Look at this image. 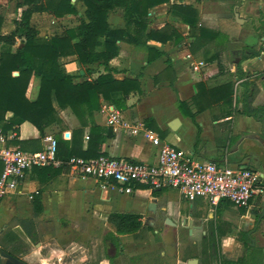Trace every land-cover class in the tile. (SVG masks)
Here are the masks:
<instances>
[{
  "label": "crops",
  "instance_id": "obj_1",
  "mask_svg": "<svg viewBox=\"0 0 264 264\" xmlns=\"http://www.w3.org/2000/svg\"><path fill=\"white\" fill-rule=\"evenodd\" d=\"M165 5L168 4L157 5L154 9ZM191 5L198 11L194 28L185 20L160 23L148 21V30L160 29L165 25L173 27L180 36L177 41L171 39L161 43L150 39L145 45L137 46L125 42L118 43L119 53L109 61V70L114 78L137 80L139 86L138 90L127 94L121 91L112 92L111 98L118 100L119 104L105 100L100 108L92 113L91 119L95 124L112 128L113 135L106 138L102 152L108 156L150 164L155 163L157 159L158 147L145 139L141 132L132 134L123 125L114 129L107 124V112H103L101 107L103 104H110L120 113L123 121L132 125L142 124L144 128L153 130L160 139L192 158L217 164L249 166L262 174L264 170L260 157L254 151L260 150L264 153L262 122L237 111L242 104L241 100L234 102L231 112L227 113V106L214 102L208 95L196 101V94L199 82L211 88L232 79L236 82L234 87L237 98H240L242 91L247 88V93L254 94V105L264 104V0H194ZM167 7L169 13V6ZM203 7L208 11H203ZM113 11L107 19L110 27H123L122 13L114 16ZM231 18L241 29L250 27L251 31H247L240 39L231 38L228 36L232 28ZM211 24L217 27L213 29ZM200 26L213 30L217 35L200 40L197 29ZM212 44L217 49L209 53ZM159 52L161 54L157 55ZM253 52H257V55L248 57ZM148 57L152 59L147 61ZM200 57L216 59L212 62H197ZM217 60H221L223 66L221 73ZM61 62V69L74 76L75 81L92 79L106 71L97 63L90 66L81 65L71 56L61 58ZM228 64L231 65L229 68ZM86 67L91 68V72L85 73ZM237 70L244 73L242 79L248 80L247 87L241 85L242 80L236 79ZM13 74L17 75V72ZM31 85L37 86V82L33 80ZM31 92L29 98L33 99L37 94V87ZM178 100L184 101L185 104L178 106ZM256 100H259V103ZM160 108L168 112L167 116L158 113ZM58 113L63 121L62 130L56 128L57 131H49L46 128L45 134L40 136L38 129L31 123L7 112L5 119L0 121V136L5 139L7 145L27 151L35 149V144L30 142L33 139H36V149L41 150L46 134L55 136L60 131L62 138L69 140L72 130L79 126L78 120L68 108L58 109ZM5 122L12 123L17 127V131L8 129L2 134L1 128ZM184 130H187V134H184ZM87 131L88 127L85 128L82 149H86ZM168 131L174 133L170 135ZM256 164L262 169L255 167ZM1 169L0 162V172ZM33 196L37 197L42 205L39 220L42 224L52 223L54 227V232L49 233L44 232L42 226L43 234L38 241H32L18 224L19 220L33 217ZM262 200L263 195L253 196L244 211L231 203L230 207L239 212L227 210L223 201L221 210L218 211L219 203L213 205L201 197L188 200L173 188L150 190L145 184L138 183L132 193H123L118 186L103 188L100 182L92 178L74 175L67 166L34 167L25 172L15 190L0 200V248L4 246L8 250H18L21 245H32L35 251L45 242L42 240L43 236L49 234L55 240V245L50 246L48 254L40 256V264H66L61 262L66 251L54 238L63 228H74L75 232L80 230L79 234L85 235V242L77 241L80 257L79 263L76 264H90L87 237L96 235L94 242L101 243L104 232L113 230L107 221L109 213L136 212L141 215L142 232L146 233L147 237L135 240L131 234L119 235L121 254L131 260L163 247L167 243V237L168 242L175 241L179 252L185 245L201 243L204 252L211 253L216 260L220 257L227 260L243 257L244 264H264V217L250 234L253 242L246 246L240 239L241 231L248 234L254 228L256 219L253 213L259 205L261 206ZM208 205L214 208L213 212L211 209L206 210ZM241 219L243 227L235 226ZM223 221L227 222L226 227H220ZM89 225L94 229L93 232L88 229ZM211 228L215 229L216 237L215 242L208 245L206 237L212 234ZM11 234L15 235L21 244L11 241ZM154 236H162V240L153 241ZM46 242L51 243L49 240ZM74 243L75 241H70V245ZM147 244H151L150 248H146ZM157 245L160 246L156 247ZM101 248L104 251L103 245ZM185 251L191 250L186 248ZM160 253L165 252L161 250ZM190 256L186 258L190 259ZM188 259L185 262L178 259L175 264H186ZM24 260L28 261L26 258ZM67 264H72V260ZM94 264L110 262L104 255Z\"/></svg>",
  "mask_w": 264,
  "mask_h": 264
},
{
  "label": "trees",
  "instance_id": "obj_2",
  "mask_svg": "<svg viewBox=\"0 0 264 264\" xmlns=\"http://www.w3.org/2000/svg\"><path fill=\"white\" fill-rule=\"evenodd\" d=\"M85 5L84 16L79 15L72 0H17L16 7L23 8L14 29L9 33L1 32L3 16L0 15V121L5 119L7 112H11L18 118L31 123L44 135V130L49 126H57L62 130V119L58 109H70L77 118L79 126L72 130L69 140L63 139L59 131L55 138L57 142V157L67 166L65 162L70 157H82L91 159L98 157L102 152V145L106 138L112 137V128L100 126L94 123L91 115L98 110L102 101H110L115 105L119 102L112 99L110 94L121 91L124 94L138 90L137 80L125 78L118 80L111 74L108 63L119 53V42L131 45H145L147 40H156L165 43L171 39L177 41L180 36L170 25L160 29L148 30L150 10L155 6L166 3L169 9L184 16L185 21L194 28L198 11L191 4L183 0H80ZM120 8L122 11L123 27L111 28L108 23V15L111 11ZM34 12H47L56 18L66 15H76L77 25L65 27L61 34L42 37L37 28L31 25L30 20ZM198 37L204 40L217 35L213 30L200 26ZM20 38L19 44L12 49L16 39ZM161 52L157 53L160 55ZM257 55L253 52L248 55ZM74 57L76 61L85 66L93 64L102 65L105 72L99 73L92 79L75 81V77L65 73L61 69V58ZM247 57V56H246ZM152 58L148 57L147 61ZM216 59V58H215ZM214 57H205L206 62L215 61ZM243 59V58H242ZM217 60L218 70L221 73L223 66ZM85 73L91 72L86 67ZM17 72V75L13 73ZM236 79L248 86V80L242 79L243 72L236 71ZM37 82L38 91L35 99L27 96V89L32 81ZM235 80L229 79L218 86L208 88L204 83L197 84L198 98L209 96L214 102L227 106V113L232 110L233 103L241 100L242 104L237 111L243 115L251 116L264 126V104H253V93H247V88L242 91L241 97L237 98L235 93ZM184 101L178 100V106H183ZM237 106V104H236ZM231 108V109H230ZM229 115V114H228ZM88 127L86 149H82V141L85 128ZM8 129L17 131L12 123L5 122L1 128L2 134ZM35 144L36 139L30 141ZM48 166V165H47ZM50 166V165H49ZM264 183V180H262ZM227 200H221L220 205ZM33 217L31 219L19 220L25 233L32 241H38L42 237V226L49 233L54 232L52 223L42 224L39 215L42 205L37 197L33 196ZM244 211V208H242ZM242 211V212H243ZM261 212V206L254 210L257 219ZM107 221L113 230H109L103 236L105 257L113 264L117 255L122 253L119 235L131 234L135 240L143 239L146 233L142 232L141 215L136 212H111ZM212 234L206 237L208 245L215 242V229L211 228ZM12 235V234H11ZM240 239L244 245H249L245 232L241 231ZM15 244H21L15 235L10 237ZM114 253H110L111 250ZM4 251L15 256L11 250L2 246L0 253ZM262 252V250H260ZM263 262H264V254ZM190 256L189 258H192ZM188 259V258H187ZM213 255L205 253L201 264H213ZM22 264H27L21 261ZM244 258H232L230 260L220 257L219 264H244Z\"/></svg>",
  "mask_w": 264,
  "mask_h": 264
},
{
  "label": "built area",
  "instance_id": "obj_3",
  "mask_svg": "<svg viewBox=\"0 0 264 264\" xmlns=\"http://www.w3.org/2000/svg\"><path fill=\"white\" fill-rule=\"evenodd\" d=\"M101 110L107 112V124L114 129L123 125L132 134L141 132L145 139L158 147L157 159L150 164L105 154L91 159L73 156L65 162L72 174L92 178L103 188L118 186L123 193H132L136 184L143 183L150 190L177 189L188 200L201 197L213 205L228 200L239 208L248 207L253 196L264 194L260 171L249 166L197 160L163 141L142 124L123 121L110 104H103ZM43 142L41 150L27 151L7 145L0 136V200L17 188L25 172L31 168L64 163L57 157L55 136L46 134Z\"/></svg>",
  "mask_w": 264,
  "mask_h": 264
},
{
  "label": "rangeland",
  "instance_id": "obj_4",
  "mask_svg": "<svg viewBox=\"0 0 264 264\" xmlns=\"http://www.w3.org/2000/svg\"><path fill=\"white\" fill-rule=\"evenodd\" d=\"M193 1L194 0H183V2L186 4L187 3L192 4ZM206 1H209V0H206ZM16 3H17V0H0V15L3 16V23L1 26V32H3V33H8L10 30L14 29L15 23L17 22V20L20 17V14H21L23 8H17ZM74 3H75L76 9L79 12V15L83 16V13L85 10V5L83 4V2H81L80 0H75ZM167 6L168 5H165L161 8L156 9V10L154 8L151 9L150 15H149L150 22L151 23H158V22L160 23V22H167L169 20L180 22V20H185L184 16H182L181 14H179L177 12H173L170 10V12L167 13V8H168ZM117 10H119V11H117ZM117 10L113 11L112 14L114 16L117 14L120 15L122 13L120 8ZM203 11H208V9H206V7H203ZM117 12H119V13H117ZM200 14L203 15L202 13H200ZM206 22H207V20H206ZM30 23L35 28H37L40 36L46 37V36H52L55 34H61V32L63 31V29L65 27L76 26L77 25V16L72 14V15H66L62 18H56L47 12H34L31 16ZM211 25L213 26V29H214V27H217L214 24H211ZM230 26L232 28L230 30V33H228V36H230L231 38H239L240 39V38H242L243 34H246L247 31H249V32L251 31L250 27L241 29V27H239L235 24L233 19L230 20ZM19 42H20V38H17L16 43L12 49H15V47L19 44ZM216 49H217L216 46L212 44L209 47L208 52L209 53L213 52ZM199 60L202 61L203 63L205 61L201 57L198 58V60H196V61L198 62ZM230 66L231 65L228 64L227 68H229ZM36 87H37V91H38V86H32L31 84H30V86H28V89H27V96L28 97L32 93L31 91L33 89L36 90ZM35 98H36V96L33 99H35ZM259 100H256V101L258 102ZM158 113L160 115H163L164 117L167 116V114H168V112L163 110V108H160ZM56 128H58V127L57 126H51V127L48 126L47 130L57 131L58 129H56ZM168 132L170 133V135H172L174 133L171 131H168ZM184 134H187V130H184ZM255 167H259V169H262V167H260L258 164H256ZM225 205L227 206L226 207L227 210H229V211L235 210L236 211V208L230 207V206H232L230 201L227 200L225 202ZM209 209L212 210L211 212L214 211V208H212L210 205L207 206L206 210H209ZM237 209L239 210V208H237ZM236 212H239V211H236ZM222 225H225V227H226L227 222L223 221L220 224V227ZM234 225L242 228L244 225L243 220L241 219V220L237 221ZM99 226H101L100 223H99ZM88 227H89L88 229L91 232H93L94 229L92 228V226L89 225ZM43 230H44V232H48L46 228H43ZM223 230H224V228H222L221 231H223ZM79 232H80V230L78 232H75L74 228L66 227V228H63V230H61L60 233L54 238V239H57L59 246L62 247L66 251L63 255L61 262H65L67 264L69 260H72V264L79 263L80 247H78V242H85V235L83 236V235L79 234ZM106 232L107 231L104 232V235ZM51 237L52 236H50L49 234H45L43 236V239H42L45 242H43V245L35 251L33 250L34 246H32V245L28 246V247L21 245L18 247L19 248L18 250L13 249L11 251L14 253L15 257L19 258L21 261L26 262L27 264H40L41 263L40 256L48 254L50 246L55 245V244H53V243H55L54 242L55 240H53ZM96 237H97L96 235H89L87 237V239H88L87 245H89V255H90V259L88 261H91L90 264L96 263L100 257L105 255V250L103 251V249L101 248L102 245L104 247L103 240L101 243L96 244V242H94ZM173 237H175V236H173ZM48 240L51 243L47 244L46 241H48ZM152 240L153 241L162 240V236H160V237L154 236ZM166 240H167V243H166V245H163V247H159V249H156L154 251H150L149 253H145L143 255H140L135 260L129 259L124 254L117 255L114 259L113 264H175L176 260H178V259L180 261L185 262V260L187 259L186 257L188 255L189 256L190 255L196 256V258L199 259V262L202 263L203 255L205 254V252H204V246L201 245V243L199 245H197V244L185 245V246H183V250H181L179 252V246H177V244H175V241L170 243V242H168L167 237H166ZM70 241H75V243L70 245ZM44 243H46V244L44 245ZM92 244L94 246H92ZM150 245L151 244H147L146 248H150ZM158 246H160V245H157L156 247H158ZM186 248H189L191 251L186 252L185 251ZM110 250H111L110 253H114L112 249H110ZM161 250H163L165 253L161 254L160 253ZM24 258H26L28 261H25ZM55 258H57V257H55ZM4 261H5V259L0 256V264H3ZM43 264H46V263H43Z\"/></svg>",
  "mask_w": 264,
  "mask_h": 264
},
{
  "label": "water",
  "instance_id": "obj_5",
  "mask_svg": "<svg viewBox=\"0 0 264 264\" xmlns=\"http://www.w3.org/2000/svg\"><path fill=\"white\" fill-rule=\"evenodd\" d=\"M82 73V71H81ZM16 74V73H15ZM257 155L260 157V161L264 170V153L260 150H254ZM262 176L264 177V173H262ZM264 217V194H263V200L261 204V212L259 216L256 219V222L254 224V228L248 232V237L250 238V241L253 242L252 238L250 237V234L256 229L258 226V223L262 220ZM0 256L5 259L3 264H22L21 260L15 256H12L4 251L0 253ZM199 260L197 258H190L186 261V264H198ZM214 264H218V260H215Z\"/></svg>",
  "mask_w": 264,
  "mask_h": 264
},
{
  "label": "flooded vegetation",
  "instance_id": "obj_6",
  "mask_svg": "<svg viewBox=\"0 0 264 264\" xmlns=\"http://www.w3.org/2000/svg\"><path fill=\"white\" fill-rule=\"evenodd\" d=\"M246 235H247V237H248V234H247V233H246ZM250 237H251V236H250ZM248 239H250V238L248 237ZM172 241L174 242V240H172ZM249 242L251 243V241H249ZM249 242H248V243H249ZM192 258H196V257H192ZM197 259H198V258H197ZM198 260H199V259H198ZM215 260H216V259L214 258L213 261H212L213 264H214ZM219 261H220V259H218V264H219ZM198 263H199V262H198Z\"/></svg>",
  "mask_w": 264,
  "mask_h": 264
}]
</instances>
